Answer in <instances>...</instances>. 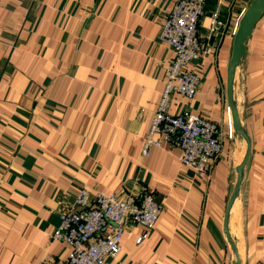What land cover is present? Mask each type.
Returning a JSON list of instances; mask_svg holds the SVG:
<instances>
[{"label":"crops","instance_id":"obj_1","mask_svg":"<svg viewBox=\"0 0 264 264\" xmlns=\"http://www.w3.org/2000/svg\"><path fill=\"white\" fill-rule=\"evenodd\" d=\"M253 0H207L218 45L201 59L194 98L171 113L216 122L222 153L201 174L165 140L142 154L175 51L160 39L174 0H0V264H65L52 240L81 188L164 209L153 228L132 223L103 264H233L224 231L247 143L236 134L228 75L240 20ZM234 98L250 154L230 219L242 264H264V11L245 41ZM148 236L141 241V234Z\"/></svg>","mask_w":264,"mask_h":264},{"label":"built area","instance_id":"obj_2","mask_svg":"<svg viewBox=\"0 0 264 264\" xmlns=\"http://www.w3.org/2000/svg\"><path fill=\"white\" fill-rule=\"evenodd\" d=\"M166 16L160 39L175 51L166 67V79L161 99L153 117L142 154L149 156L153 146L161 141L155 134L179 146L182 163L197 174L204 172L213 159L220 156L223 139L216 122L202 115L184 110L171 113L175 94L194 98L201 84V59L218 45L212 35L224 27L223 20L214 12L206 33H201V18L207 0H174ZM164 209L151 192H144L140 201L123 200L114 194L90 192L81 188L74 205L60 211V223L50 234L52 240L67 243L71 250L65 264H103L107 256L121 250L124 232L132 223L153 228ZM148 234H141L139 241Z\"/></svg>","mask_w":264,"mask_h":264},{"label":"water","instance_id":"obj_3","mask_svg":"<svg viewBox=\"0 0 264 264\" xmlns=\"http://www.w3.org/2000/svg\"><path fill=\"white\" fill-rule=\"evenodd\" d=\"M264 11V0H253L250 4V7L245 11L244 15L242 16L238 29L235 34L234 39V48L229 68V75H228V99L229 105L232 113L233 118V126L236 134H240L244 137L247 143V150L245 156L241 162V164L237 167L238 172V179L235 184L234 190L230 197V200L227 205L226 215H225V222H224V231L230 243V246L233 251L234 262L233 264H242L241 255L238 249V245L231 233L230 229V219L234 204L240 195L242 181H243V173L244 168L247 163L249 154H250V140L248 133L246 132L245 128L241 123V119L239 117L237 108H236V101L234 98V82L236 76L237 67L240 64L241 58L245 52V41L247 37L250 35L252 31V27L260 16V14Z\"/></svg>","mask_w":264,"mask_h":264}]
</instances>
